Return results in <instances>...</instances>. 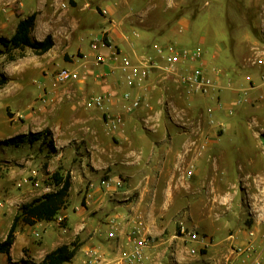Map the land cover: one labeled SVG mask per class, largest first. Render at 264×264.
Returning a JSON list of instances; mask_svg holds the SVG:
<instances>
[{"label":"crops","instance_id":"0c3cea01","mask_svg":"<svg viewBox=\"0 0 264 264\" xmlns=\"http://www.w3.org/2000/svg\"><path fill=\"white\" fill-rule=\"evenodd\" d=\"M63 3L67 7H62ZM140 4L143 0H0V38L10 39L20 20L32 14L37 16L32 37L42 41L51 34L54 38V47L44 55L35 54L38 58L33 59L29 57L32 50L27 48L26 56L18 59L25 62H21L18 71L23 86H32L36 77L50 91L52 73L67 63L65 55L75 56L79 51L85 55L71 62L82 73L81 80L61 89V99L45 105L40 101L35 114L28 115L36 127L20 129L9 136L49 129L52 134L47 139L55 149L43 171L33 166L38 165L41 154L31 153L17 160L26 164L21 171L4 167L0 173V242L6 239L22 204L56 189L52 179L55 172L70 175L71 187L66 206L53 220L19 225L11 250L12 262L6 254H0L8 264L33 259L40 264L48 253L74 241L80 244L79 249L65 264H82L86 250L91 248L110 260L118 259L124 248L131 247L127 232L136 217H142L157 236L143 264L253 263L246 254L234 255L232 248L247 246L249 227L264 234L263 143L254 140V133L244 138V144L233 141L231 132L241 134L244 128H250L238 125L229 114L217 110L216 116L225 128L219 130L205 123L210 143L204 154L196 156L195 142L200 137L197 114L216 105L215 100L203 96L189 100L158 71L142 88L127 85L113 54L129 56L134 62L155 56L157 40L176 32L174 26L167 33L157 34L154 28L141 25L143 20L136 23L140 27H134L132 6ZM179 25L185 28L191 22L182 17ZM39 26L43 31L39 32ZM103 35H107V44L100 42ZM94 42L98 43L96 49L92 48ZM57 50L59 54L55 55ZM208 57L210 65H219L218 53ZM28 58L29 62L23 60ZM252 72L251 76L220 78V99L229 103L237 96L239 85L249 87L253 80L259 83L261 73L257 69ZM31 86L10 98L26 108L34 105L35 94L41 90ZM125 91L142 95L146 105L127 111L122 98ZM103 92L114 94L106 104L107 113L86 106L88 98ZM107 115L124 118L118 131L108 130ZM37 143L46 146V138L21 145ZM191 167L193 174L188 178ZM33 169L39 172L40 185L25 184L19 188L18 181ZM107 178L111 180L109 186L102 184ZM238 182L243 190L239 205ZM58 217L65 218L68 227H60ZM180 223L205 236L202 242H186ZM36 232L42 237L48 235L49 240L43 237L39 245ZM203 245H207L203 254H190L189 247L202 249ZM258 246L263 248L264 264V240L259 239Z\"/></svg>","mask_w":264,"mask_h":264},{"label":"rangeland","instance_id":"374dc122","mask_svg":"<svg viewBox=\"0 0 264 264\" xmlns=\"http://www.w3.org/2000/svg\"><path fill=\"white\" fill-rule=\"evenodd\" d=\"M132 10H134L132 14L135 15L132 25H135L136 28L140 27L136 24L137 22L141 23L140 20H143L141 25L154 28L157 34L167 33L170 28L175 26L176 32L167 38L157 40L159 44L169 41L188 48L202 45L208 52L218 53L219 66L224 68L230 77L251 76L253 75L252 69H257L259 74L261 73V68L255 65L254 61L258 57H264V0H143V4L132 6ZM99 11L102 12L101 9ZM182 17L191 22L189 27L183 28L179 25V20ZM136 28L134 29L136 30ZM40 30L42 28L39 26V32ZM135 34L139 33L136 32ZM86 36L90 37L89 34ZM103 37L105 41L108 40L107 35H103ZM0 47L2 48L0 49V173L5 170L4 167L21 171L26 167V164L18 163L17 160L21 156L31 153L41 154L40 162L38 165L34 163L33 166H37L43 171L47 167L50 152L54 150L50 140L46 139V146L45 143H37L35 146L31 144L21 145V148L8 144L6 140L11 138L9 136L15 131L20 129L31 130L36 127L28 119L31 118V115H28L38 110L37 106L40 103L42 91L48 86L36 77L32 79V86H23L22 77L18 73L22 66V60L10 61L9 59V56H17L22 51L8 49L1 45ZM58 49H60L59 46ZM30 50L28 49V51ZM24 52L26 54L27 50L25 49ZM30 53L31 56L29 57L38 58L33 51ZM54 54H59V51H55ZM80 57H85L84 53L80 51L75 56L65 55L67 63L55 68L51 83H53L54 75L60 67L75 69L76 65L71 62ZM23 60L29 62L31 59ZM30 86L41 90V93L35 94L34 105L26 108L20 104V101L10 98L18 90H29L27 87L30 88ZM239 87L237 96L229 103L234 102L245 93L250 97L251 102L237 106L234 113L228 116L235 120L234 122L238 125L248 127L250 130L244 128L241 134H236L234 131L229 136L233 141L244 144V138L252 137L254 133L256 136L254 140L261 141L264 146L262 139V135H264V99H260V96L264 94V83L260 78L259 83L253 80L249 87H245L243 84ZM13 117L15 118L12 120ZM249 140L252 141L253 139ZM238 191L239 195H237L236 201L239 205L242 204L243 198L240 182H238ZM60 227H68L67 221L65 220ZM43 237H45V241L49 240L48 235L44 234ZM43 237H36L39 245L42 244ZM72 243L78 244L77 241ZM204 251L202 250L201 253L203 254ZM16 253L17 251L14 254L16 255ZM33 260L26 261L29 264H37ZM0 264H8L4 255H0Z\"/></svg>","mask_w":264,"mask_h":264},{"label":"built area","instance_id":"2783aa9c","mask_svg":"<svg viewBox=\"0 0 264 264\" xmlns=\"http://www.w3.org/2000/svg\"><path fill=\"white\" fill-rule=\"evenodd\" d=\"M62 7H67L66 3ZM2 12L0 11V16ZM138 35V34H136ZM98 42V41H97ZM94 42L93 49L98 47V43ZM100 42L107 44L105 39ZM156 55L145 57L137 62H134L131 57L123 56L118 52L113 54V59L120 62V71L124 75L125 81L129 87L142 88L146 81L152 76L155 71L161 72L165 78L172 80L178 88L183 91V94L189 100L196 96L208 97L215 100L216 105H209L197 116V124L199 128V139L195 142L196 156H200L206 152L210 143V133L205 131L204 124L219 130L225 128V124L216 116V111L221 110L231 115L237 106L251 102L250 97L245 93L243 96L237 98L234 102L227 104L223 102L219 93L221 87L219 84L220 78L227 76V72L219 65H210L208 56L213 55L205 49L204 46L199 45L194 48H188L178 43L168 42L166 44H154ZM103 62V59H99ZM254 64L261 68V79L264 83V57H258ZM113 69L112 71H114ZM83 77L79 69L69 67H60L54 75L53 83L50 91L44 88V95L40 101L42 104H48L53 101L61 99L60 90L67 86L78 82ZM250 80V77H248ZM230 83L232 80L230 78ZM253 87V86H252ZM52 90V91H51ZM50 92V93H49ZM114 94L112 92H103L92 95L88 98L86 106L88 108H96L106 112V104L111 102ZM126 102V110L131 112L142 107L145 101L142 95L133 96L130 91H125L122 95ZM264 99V94L260 96ZM107 113V112H106ZM124 118L121 115L111 116L107 115L105 124L109 131H118ZM192 167L187 171V177L190 178L193 174ZM111 180L104 179L102 184L109 186ZM25 184H32L35 187L40 185L39 172L36 169L30 171L29 175L21 178L17 186L20 188ZM3 205V203H0ZM57 221L62 226L65 218L58 217ZM250 238L245 248L234 247L233 254H246L252 258V264H262L263 248H259L258 240H264V234H258L256 229L249 227L247 229ZM181 236L185 237L186 242H202L205 236H202L196 229H190L183 223H180ZM36 237L41 238V233L36 232ZM127 244H131L130 248H124L118 259L110 260L103 253L96 248L86 250L85 259L82 264H143L148 256V249L157 241V236L151 233L149 227L142 217H136L133 226L127 232ZM207 245H203L202 249L192 246L189 247V252L192 255L201 253L206 249Z\"/></svg>","mask_w":264,"mask_h":264},{"label":"trees","instance_id":"16d2710c","mask_svg":"<svg viewBox=\"0 0 264 264\" xmlns=\"http://www.w3.org/2000/svg\"><path fill=\"white\" fill-rule=\"evenodd\" d=\"M36 17V14H32L21 19L15 34L10 39L0 38V43L6 48L22 51L17 56H9L10 61L24 58L26 56L24 50L27 48H30L36 55H44L54 47V38L51 34L42 41H37L32 37V33L36 27ZM51 134V130L44 129L39 132L16 135L6 140V142L15 146H20L26 142L33 144L43 137L47 139ZM262 139L264 142V135H262ZM50 144L54 147L51 141ZM52 179L56 189L45 193L31 202L22 204L6 239L0 242V254H6L10 263L12 262L11 250L16 241L19 225L32 226L40 221H51L66 206L71 187L70 175L64 176L57 171L52 175ZM78 249L79 245L76 243L63 244L48 253L40 264H65L71 262ZM21 263L29 264L26 260H22Z\"/></svg>","mask_w":264,"mask_h":264}]
</instances>
